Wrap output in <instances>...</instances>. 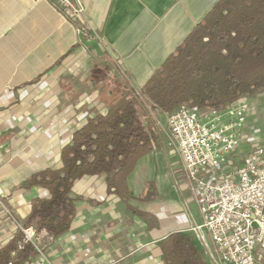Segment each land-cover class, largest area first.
Wrapping results in <instances>:
<instances>
[{"label":"crops","instance_id":"1","mask_svg":"<svg viewBox=\"0 0 264 264\" xmlns=\"http://www.w3.org/2000/svg\"><path fill=\"white\" fill-rule=\"evenodd\" d=\"M217 1L83 0L82 24L51 0H0V240L16 234L33 199L48 197L39 186L20 184L45 168L60 167L72 132L106 111L97 90L69 104L61 85L82 86L92 61L107 54L108 74L139 90ZM255 122L247 123L249 136L228 156L233 164L242 163L252 136L264 144ZM161 130V145L143 155L126 179L136 198L153 183L157 198L133 204L150 212L157 226L148 228L120 198L107 194L105 176L86 175L72 187L80 200L69 231L55 239L38 237L53 264H162L159 244L174 232L191 236L203 264H215L181 160L166 144L167 129L161 125ZM256 259L264 264V250L257 249Z\"/></svg>","mask_w":264,"mask_h":264},{"label":"trees","instance_id":"2","mask_svg":"<svg viewBox=\"0 0 264 264\" xmlns=\"http://www.w3.org/2000/svg\"><path fill=\"white\" fill-rule=\"evenodd\" d=\"M111 64V57L103 54L92 61L82 86L61 85L69 104L97 90L106 111L96 112L72 132L61 149L60 167L45 168L20 184L48 192V197L31 201L23 223L35 229L36 243L39 235L55 239L69 231L80 200L72 195V187L86 175L105 176L107 194L120 198L148 228L157 226L150 212L133 204L157 198L153 183L136 198L126 179L143 155L161 145L162 119L181 106L221 110L238 100L264 96V0H218L139 90L124 77L108 74ZM21 236L16 232L0 248V264H24L37 257L32 243L17 250ZM159 246L162 264H203L187 233H171Z\"/></svg>","mask_w":264,"mask_h":264},{"label":"built area","instance_id":"3","mask_svg":"<svg viewBox=\"0 0 264 264\" xmlns=\"http://www.w3.org/2000/svg\"><path fill=\"white\" fill-rule=\"evenodd\" d=\"M51 1L66 9L72 22L83 24V0ZM249 111L248 101L238 100L221 110L181 106L166 119V144L181 160L187 187L202 216L199 228L209 234L215 264H257L256 251L264 250V144L255 136L240 165L228 159L249 136L244 131ZM16 225L22 234L17 250L32 243L38 252L24 264H53L35 242V229ZM11 238L0 240V248ZM199 241L205 246L202 238Z\"/></svg>","mask_w":264,"mask_h":264},{"label":"rangeland","instance_id":"4","mask_svg":"<svg viewBox=\"0 0 264 264\" xmlns=\"http://www.w3.org/2000/svg\"><path fill=\"white\" fill-rule=\"evenodd\" d=\"M247 101L250 105V111L249 114L247 115L246 121L247 123H249V121L251 122L257 121V124L255 122L257 128L256 130H260L259 133L261 134L262 137H264V96H259L258 98L255 99L248 98ZM162 127L164 129H167L166 119H162ZM162 134H163L162 139H164L163 130H162ZM254 137L255 136H252L251 139H253ZM259 141L260 143H262L260 137H259Z\"/></svg>","mask_w":264,"mask_h":264}]
</instances>
